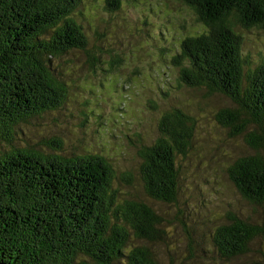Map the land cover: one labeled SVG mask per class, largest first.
<instances>
[{
    "label": "trees",
    "instance_id": "1",
    "mask_svg": "<svg viewBox=\"0 0 264 264\" xmlns=\"http://www.w3.org/2000/svg\"><path fill=\"white\" fill-rule=\"evenodd\" d=\"M80 1L0 0V144L8 146L0 153V262L161 264L149 246L162 239L161 216L142 200L116 197L114 171L104 156L66 157L12 145L21 123L64 104L66 84L54 59L79 50L91 67L102 62L75 21ZM179 1L204 28L184 36L171 57L178 83L231 102L215 119L230 136L242 135L252 152L236 158L227 176L243 199L264 209V55L246 70L234 31L235 23L264 28V0ZM104 2L109 12L121 6V0ZM158 128L160 136L138 149V175L146 196L173 203L179 190L176 155L186 154L193 121L175 108L161 116ZM49 141L61 149L58 138ZM228 219L210 234L211 251L220 257L241 256L255 238L264 240V218ZM187 238L192 255L196 239Z\"/></svg>",
    "mask_w": 264,
    "mask_h": 264
},
{
    "label": "rangeland",
    "instance_id": "2",
    "mask_svg": "<svg viewBox=\"0 0 264 264\" xmlns=\"http://www.w3.org/2000/svg\"><path fill=\"white\" fill-rule=\"evenodd\" d=\"M74 18L102 62L91 67L79 50L54 59L66 84L64 104L21 123L12 145L66 157L104 156L114 171L116 197L142 200L161 216L162 239L149 243L161 264H264L261 238L233 259L211 251L216 226L232 214L260 222L264 209L243 199L227 176L236 158L252 152L242 135L230 136L215 119L231 102L204 87L178 83L171 57L184 36L204 28L194 12L179 0H121L113 12L104 0H81ZM234 31L244 68L254 67L264 55V28L235 23ZM175 108L192 118L194 136L186 154L176 155L177 201L163 203L143 192L137 152L160 136L161 116ZM51 138L61 141L60 150ZM3 148L8 149L5 142L0 153ZM189 234L196 239L192 255L186 249Z\"/></svg>",
    "mask_w": 264,
    "mask_h": 264
},
{
    "label": "water",
    "instance_id": "3",
    "mask_svg": "<svg viewBox=\"0 0 264 264\" xmlns=\"http://www.w3.org/2000/svg\"><path fill=\"white\" fill-rule=\"evenodd\" d=\"M0 264H8V263H3V262H0Z\"/></svg>",
    "mask_w": 264,
    "mask_h": 264
}]
</instances>
